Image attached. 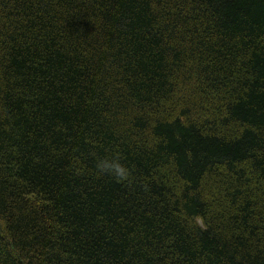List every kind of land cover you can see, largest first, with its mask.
<instances>
[{"label": "trees", "instance_id": "trees-1", "mask_svg": "<svg viewBox=\"0 0 264 264\" xmlns=\"http://www.w3.org/2000/svg\"><path fill=\"white\" fill-rule=\"evenodd\" d=\"M0 264H264V0H0Z\"/></svg>", "mask_w": 264, "mask_h": 264}, {"label": "clouds", "instance_id": "clouds-1", "mask_svg": "<svg viewBox=\"0 0 264 264\" xmlns=\"http://www.w3.org/2000/svg\"><path fill=\"white\" fill-rule=\"evenodd\" d=\"M97 175L107 174L112 176L117 182H125L131 175L130 170L120 163L119 154L111 158H104L98 160L96 164Z\"/></svg>", "mask_w": 264, "mask_h": 264}]
</instances>
